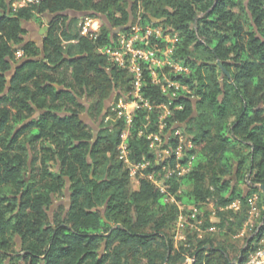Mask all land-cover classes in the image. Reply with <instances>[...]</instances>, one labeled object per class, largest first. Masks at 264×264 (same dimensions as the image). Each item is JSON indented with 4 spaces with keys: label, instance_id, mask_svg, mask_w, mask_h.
Here are the masks:
<instances>
[{
    "label": "trees",
    "instance_id": "1",
    "mask_svg": "<svg viewBox=\"0 0 264 264\" xmlns=\"http://www.w3.org/2000/svg\"><path fill=\"white\" fill-rule=\"evenodd\" d=\"M237 4L41 0L12 10L7 0H0V264H184L187 257L191 264H229L225 247L208 229L238 232L248 217L246 197L253 191L259 194V221H264L261 191L251 187L243 196L238 187L246 174L252 184L264 185V0H248L243 14L233 10ZM70 10L94 18L87 35L80 34L82 17L64 14ZM48 14L53 15L49 21ZM130 14L132 22L140 16L142 25L176 32L173 58L189 67L188 74L175 78L191 93L173 99L172 105L181 108L172 109L163 131L169 133L163 144L167 149L174 150L187 137L179 161L198 154L180 177H165L163 168L173 167L176 157L160 159L146 134L138 135L139 130L157 132V107L169 100L148 76L142 91L154 109L148 119L145 110H137L127 138L130 161L150 162L135 180L119 159L124 120L112 115L104 124L109 97L128 87L129 76L98 49L111 42L110 26L125 25ZM28 21L47 27L42 51L24 40ZM82 99L88 101V118L97 123L95 137L80 119ZM148 173L164 179L166 194L176 203L200 210L203 223L201 215L188 220L206 234L186 226L190 233L175 245L178 216L189 213L166 200ZM64 188L68 209L59 206L64 213L50 220L47 211ZM235 199L240 208H227ZM208 202L217 221L210 220L204 207ZM263 230L264 223L240 249V259Z\"/></svg>",
    "mask_w": 264,
    "mask_h": 264
},
{
    "label": "built area",
    "instance_id": "2",
    "mask_svg": "<svg viewBox=\"0 0 264 264\" xmlns=\"http://www.w3.org/2000/svg\"><path fill=\"white\" fill-rule=\"evenodd\" d=\"M41 0H7V3L12 10H16L21 7H28L31 4L38 3ZM140 16H137L136 22L131 23L126 30H121L113 33L111 42L98 49V52L105 55L107 59L116 67L123 69L129 76V85L126 89L115 90L112 94L111 101L107 104V107L111 106L112 113L105 115V119L110 120L111 116L115 118L123 119L125 123V129L121 133V141L118 145L119 159L122 160L125 167L129 170V175L135 179L137 174L142 175L144 169H146L150 162L143 160L141 163H133L129 159V149L127 144V138L129 136V129L133 122L134 114L137 110L146 111V119H148L149 113L154 109L150 100L143 95V87L146 83V76L149 77L150 82L160 86L161 91L167 95L169 100L166 103L159 105V114L157 116V132L146 133L144 130H139L138 135L146 134V138L149 140V147L158 153L160 159H165L173 154L177 162L173 167L165 168L166 176L171 175L183 176L188 173L192 167L193 155L188 156L183 162L179 161L183 157V142H181L174 150L163 147V144L168 139V134L163 131L167 126V118L170 117L172 109H180L181 106H173V99L179 95L185 93H191L187 85L181 83L175 77L182 74L189 73V67L183 66L178 61L174 60L173 54L175 53L176 44L178 42V34L170 27H163L162 25H142L139 22ZM94 18L90 16L82 17L80 34L87 35L88 30L91 27ZM16 55H21L20 51H17ZM169 68V71L166 70ZM156 108V107H155ZM176 134L182 136L179 131ZM165 139V141H164ZM158 158V159H159ZM158 163V161H156ZM146 177L153 181L161 193L166 194V186L164 185V179H157L153 173H148ZM244 184L250 190L251 187H257L258 184H252L248 180V174L245 175ZM166 200L175 202L172 195L166 194ZM259 194L256 191L250 192L246 197L247 204V220L243 227L249 226L252 218L260 216V208L258 207ZM179 209L182 211L187 210L189 215L186 217L180 212L176 222V228L178 230L184 229L186 226L194 228L199 232H202L193 223L188 220H194L197 215H200V210L194 206L185 208L176 203ZM241 202L239 199L232 201L227 208L238 210ZM259 208V209H258ZM264 209V208H263ZM264 223L263 220L258 221L257 225L251 227L252 235L255 236L260 226ZM212 228V227H211ZM209 228L208 231L211 229ZM242 235V233H241ZM174 238L182 239L183 237L175 234ZM246 242L245 246H247ZM233 264H264V230L260 236L253 240L250 248L243 259L238 256L234 259Z\"/></svg>",
    "mask_w": 264,
    "mask_h": 264
},
{
    "label": "rangeland",
    "instance_id": "3",
    "mask_svg": "<svg viewBox=\"0 0 264 264\" xmlns=\"http://www.w3.org/2000/svg\"><path fill=\"white\" fill-rule=\"evenodd\" d=\"M247 2H248V0H238L237 6L233 8V10L235 11V13H240V12L244 11L243 8L246 11V9L248 8V6H245V4ZM242 14H243V12H242ZM100 17L103 19V21H105L103 16H100ZM134 22H136V20L135 21L133 20L132 23H134ZM23 25L26 26L25 28H26V31H27V33L24 35V38L25 39L30 38L36 44H38L40 46L41 45V39H42L41 37H42V35H40L38 33V30L41 27L45 26V25L37 24V23H34L33 21L25 22ZM166 70L169 71V68H166ZM118 91L119 90H117L116 92H118ZM82 102L83 103H88V101H86L85 99H82ZM113 104H114V102L112 103V105ZM111 106L107 108L108 114L109 113L110 114L112 113ZM81 119H82V121H84L87 124H89L94 131H97L98 130L97 123L95 121H93V120H90L88 118V116H86L84 113L81 114ZM107 121L108 120L104 118V124ZM181 133L183 134V132H181ZM133 183H135V182L133 181ZM68 185L69 184L67 183L66 186H67V188L69 190ZM68 190L66 191V189L64 188L63 189V195L62 196L56 197L55 199L53 198L54 206L52 207V205H51L50 209H48V211H47L50 220H53L55 213H59V214H63L64 213V209H62L61 211H59L58 208H59V206H63L64 207L65 204H67L68 199H67L66 196H67ZM204 207H205V209L207 211H210L211 217H212V215L215 213V210H214V207H213V203L212 202H208ZM259 217H257V218H254L253 217L252 220H251V223L248 224L249 226L242 227L238 232L233 233V234H228V235L220 234L218 232V230H216L215 228H211L207 232L211 233V235L213 236L215 242H221L222 243V245L225 247V249L227 251L228 259L230 261H233L240 254L239 253L240 249L243 248V247H245V244H246L247 240L251 237V235H252V230L251 229H253L252 228L253 226L257 225V223L259 221ZM202 219H203V215H201V217H200V220H199V223L200 224L203 223V220L204 219L203 220ZM212 221H217V219L212 220ZM251 225H252V227H251ZM174 231H175V234L180 235V236L183 237L182 239L174 238V241H175V245L176 246L177 245H180L181 242L183 241V239L188 235V233H190V229H185L184 228V229L178 230L176 228V226L174 228ZM204 233L206 234V232H199V235H203ZM241 233H242V235H241ZM246 238H247V240H246ZM15 242H16V246L19 247L20 244H21V239H20L19 236H16L15 237ZM104 249L105 248L102 246L100 248V252H103ZM192 261H193V259L191 257H187L186 260H185V262H184V264H191Z\"/></svg>",
    "mask_w": 264,
    "mask_h": 264
},
{
    "label": "water",
    "instance_id": "4",
    "mask_svg": "<svg viewBox=\"0 0 264 264\" xmlns=\"http://www.w3.org/2000/svg\"><path fill=\"white\" fill-rule=\"evenodd\" d=\"M64 14L68 15L69 17H84V16H87L88 15L87 12H77V11H74V10L67 11ZM52 17H53L52 14H48V15H46V20L49 21ZM131 23H132V15L130 14L129 20H128V22L125 25L120 26V27H117V28H113V27L110 26V30H111L112 33H115V32L121 31V30H126L130 26ZM46 30H47V27L46 26H43V27H41L38 30V33L40 35H43L46 32ZM39 47L41 48V51H42V39H41V45ZM22 62H23V60H21L19 63L15 64V65H13V67L11 69V72L8 73V75L10 76L11 74H13L14 71H15V69H16V67L19 66ZM217 65L220 67V69L223 72V74H225L226 76H229L228 71L222 66V64L219 61H217ZM9 84H10V79H8V81H7V86H9ZM112 97H113V94L109 97V99L107 101V104L111 101ZM38 113L39 112H37L36 114H38ZM96 133H97V131H94V137H95ZM259 189L261 190V193H262V196H263V203H264V185L263 184L262 185H259ZM66 191H67V188H66ZM66 197H67L68 201H67V204H65V207H66V209H68V206H69V193H67V196ZM53 206H54V203L52 204V207ZM116 228L119 229V228H121V226L120 225H117ZM251 238L252 237H250L247 240V242H249V240H251ZM209 247L210 246H206L205 248H209ZM229 264H233V262H230L229 261Z\"/></svg>",
    "mask_w": 264,
    "mask_h": 264
},
{
    "label": "crops",
    "instance_id": "5",
    "mask_svg": "<svg viewBox=\"0 0 264 264\" xmlns=\"http://www.w3.org/2000/svg\"><path fill=\"white\" fill-rule=\"evenodd\" d=\"M23 27H24V29L26 30V26L25 25H23ZM29 32V31H28ZM26 33H27V31H26ZM25 33V34H26ZM24 40L25 41H33L32 39H30V38H28V39H25L24 38ZM34 42V41H33ZM179 132L181 133V131L179 130ZM186 141H187V137H184V139H183V144H185L186 145ZM196 154L197 153H195V154H193V156H194V158H193V160H192V166H193V163H194V160L196 159ZM197 156H198V154H197ZM236 167H237V163L235 162L234 163V170H233V173H232V176H231V178H232V184H235L236 183V176H235V173H236ZM238 187H239V189L240 190H242V192H243V196H247L248 195V188L245 186V184L244 183H240L239 185H238ZM185 207V206H184ZM190 206H186L185 208H189ZM216 218L214 217V216H210V220L212 221V220H215ZM245 223V222H244ZM243 226H244V224H243ZM242 226V227H243ZM213 228V227H212Z\"/></svg>",
    "mask_w": 264,
    "mask_h": 264
},
{
    "label": "flooded vegetation",
    "instance_id": "6",
    "mask_svg": "<svg viewBox=\"0 0 264 264\" xmlns=\"http://www.w3.org/2000/svg\"><path fill=\"white\" fill-rule=\"evenodd\" d=\"M45 19H46V15H45ZM84 104V106H85V111H84V114L86 115V116H88L87 115V109H88V107H89V105H88V103H83ZM104 108H105V106H104ZM103 112H104V110H103ZM103 114V113H102ZM80 119H81V116H80ZM82 120V119H81ZM86 123V122H85ZM93 135H94V130H93Z\"/></svg>",
    "mask_w": 264,
    "mask_h": 264
}]
</instances>
